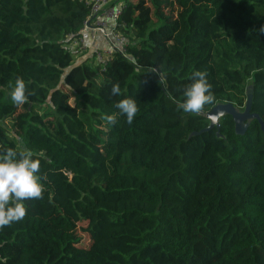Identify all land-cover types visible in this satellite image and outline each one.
Listing matches in <instances>:
<instances>
[{"label": "trees", "instance_id": "1", "mask_svg": "<svg viewBox=\"0 0 264 264\" xmlns=\"http://www.w3.org/2000/svg\"><path fill=\"white\" fill-rule=\"evenodd\" d=\"M122 1L124 53L75 64L65 42L88 6L0 0V153L23 141L44 186L0 230V264H264V132L237 134L230 115L200 132L216 104L243 110L249 85L264 122V0ZM197 71L215 99L189 114ZM18 77L35 91L19 107Z\"/></svg>", "mask_w": 264, "mask_h": 264}, {"label": "clouds", "instance_id": "2", "mask_svg": "<svg viewBox=\"0 0 264 264\" xmlns=\"http://www.w3.org/2000/svg\"><path fill=\"white\" fill-rule=\"evenodd\" d=\"M260 33L264 34V28L260 29ZM153 72L156 73L155 70ZM157 75L160 81L162 77ZM206 77L205 71L193 74L194 82L186 87L185 100L177 104L178 109L189 114H199L206 105L214 102L212 85ZM120 93V85L113 84L111 96L115 97ZM31 95H35V91L30 92L25 81L18 77L10 92L12 103L17 107L22 106L28 102ZM115 107L120 114L126 116V123L129 125L133 123L139 111L137 101L132 98L117 101ZM103 119L112 125L117 122L115 115H105ZM20 145L19 151L8 148L0 153V230L11 227L26 217L27 208L24 201L43 199L44 186L40 182L41 177L37 175L41 167L40 160L33 159L32 151L24 147L23 141H20Z\"/></svg>", "mask_w": 264, "mask_h": 264}, {"label": "built area", "instance_id": "3", "mask_svg": "<svg viewBox=\"0 0 264 264\" xmlns=\"http://www.w3.org/2000/svg\"><path fill=\"white\" fill-rule=\"evenodd\" d=\"M77 1L84 3L90 10L88 17L84 21L83 28L90 30L92 37H95V35L98 34L100 37L108 40L112 37L114 39V43H110L106 49H98L93 54V60L95 62L104 64V62L110 57V54L118 49V42H125L123 35L116 30L122 5L111 3V0ZM122 38L123 41H121ZM74 43H76V41H74Z\"/></svg>", "mask_w": 264, "mask_h": 264}, {"label": "water", "instance_id": "4", "mask_svg": "<svg viewBox=\"0 0 264 264\" xmlns=\"http://www.w3.org/2000/svg\"><path fill=\"white\" fill-rule=\"evenodd\" d=\"M252 92V85H249L246 89V102L243 110H239L232 103H219L213 106L207 113H205V117L209 120V125L200 132L208 131L217 127L219 119L224 115H230L232 117L235 132L237 134H244L252 119H256L259 122L261 130L264 132L263 120L258 114L251 112Z\"/></svg>", "mask_w": 264, "mask_h": 264}, {"label": "crops", "instance_id": "5", "mask_svg": "<svg viewBox=\"0 0 264 264\" xmlns=\"http://www.w3.org/2000/svg\"><path fill=\"white\" fill-rule=\"evenodd\" d=\"M122 0H111V3H118L122 5ZM124 38V37H123ZM123 38L121 41H123ZM76 41V43H74ZM74 43V44H73ZM110 43H114L113 37L108 39L100 37L98 34L95 37L91 36V31L83 28L80 31V35L77 38L71 37L65 42L68 50H70L73 58L75 60V64H80L85 60L93 58V54L96 50L106 49ZM74 48V49H71Z\"/></svg>", "mask_w": 264, "mask_h": 264}, {"label": "rangeland", "instance_id": "6", "mask_svg": "<svg viewBox=\"0 0 264 264\" xmlns=\"http://www.w3.org/2000/svg\"><path fill=\"white\" fill-rule=\"evenodd\" d=\"M125 40V39H124ZM126 44V40L125 42H118V49L120 52L124 53V45ZM75 62V61H74ZM76 63V62H75Z\"/></svg>", "mask_w": 264, "mask_h": 264}]
</instances>
